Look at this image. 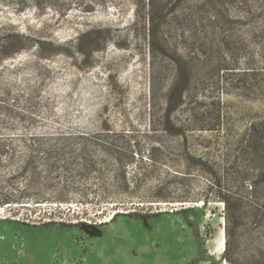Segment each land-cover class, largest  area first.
I'll return each instance as SVG.
<instances>
[{
    "label": "rangeland",
    "instance_id": "obj_1",
    "mask_svg": "<svg viewBox=\"0 0 264 264\" xmlns=\"http://www.w3.org/2000/svg\"><path fill=\"white\" fill-rule=\"evenodd\" d=\"M160 2L165 59L153 55V0H0V138L27 158L37 153L34 174L12 173L16 162L0 169V196L18 198L0 204V264L264 259V229L245 240L250 218L230 225L232 248L221 247L225 204L208 189L207 165L188 159L208 154L222 168L250 124L264 122V0L249 13L217 7L215 20L188 0ZM11 32L21 43L2 45ZM226 62L228 86L218 77L229 75L218 71ZM182 66L193 77L179 105L167 90ZM215 111V131H196ZM158 188L188 202H157Z\"/></svg>",
    "mask_w": 264,
    "mask_h": 264
},
{
    "label": "trees",
    "instance_id": "obj_2",
    "mask_svg": "<svg viewBox=\"0 0 264 264\" xmlns=\"http://www.w3.org/2000/svg\"><path fill=\"white\" fill-rule=\"evenodd\" d=\"M189 2H192L194 4L193 8L197 13H205L210 14V17L215 20L218 15H222L220 10H217V7H224L225 5H229L231 8H233L237 12H246L249 13L251 11L250 3L252 0H188ZM217 15V16H216ZM167 16L168 13L165 11L164 7L161 6L160 0H153V18L150 19L151 23H153V55H161L162 58H167L166 54V38L164 35V29L167 25ZM240 18V17H239ZM199 21V18L193 19L191 21V25L193 28L196 29ZM195 31V30H194ZM2 45H9L10 42H20L23 40V37L20 36L17 33L11 32L7 35H2L1 37ZM225 61L228 60L231 61L229 57ZM227 63V62H226ZM223 63L219 66L218 71H225L224 73H230V69L228 68V63ZM228 70V71H227ZM219 73V72H218ZM227 76H231L230 74H225V77L218 76L219 80L222 81L223 85L228 86V83L231 82L229 78H226ZM192 72L190 69L185 68L184 66L179 67L177 69L176 74V80L171 85V87L167 90V96L169 99V102L172 101V97L174 96V93H177L178 98L177 102L179 105L181 103V98L183 93L187 90V88L190 86V81L192 80ZM176 95V96H177ZM4 116H10L11 110L4 109ZM216 113H206L204 114V117L199 120L198 124H200L199 127L196 128V131L205 132V131H215L213 123L216 122L219 123L220 121V111H215ZM15 115L21 116L20 112ZM243 147L235 154H226L222 156V163L225 164L224 167L219 168V164H216V162H209L212 159L204 160V155L208 156V154L204 155H197L192 156L188 155L189 160H193L194 163L200 165L201 167L207 165L204 170L205 173L210 177V187L208 185V189L215 188L217 189L216 195L218 199H222V201L225 204V221H226V240L224 243L225 251H228L232 248V243L230 242V234L229 231L230 225L235 224L238 222L239 219H242L244 217L251 219V227L248 228V231L246 232L245 240L249 239L252 235V231L256 230V228H263L264 229V122H257V123H251L249 128L247 129L246 133L241 136V143ZM205 148H213L210 144H207L204 146ZM215 147V146H214ZM23 148H25V145H23ZM237 151V150H236ZM263 152V154L261 153ZM33 155L31 157H28L24 155V153L17 152L15 150L14 146L12 144H9L6 141H2L0 138V169L1 168H9V165L16 162L17 167H13L12 173L19 175L22 177L24 173L27 171H33V174L36 173V167L34 166V163L36 161L37 153L31 152ZM249 155V165H253V170L256 171V176H252V179H249L247 175L242 172L245 168V160L244 155ZM48 156H50L47 153ZM252 155L256 156V159L253 161H250V156ZM263 155V156H261ZM47 156V157H48ZM261 156V157H260ZM2 163H5V166H1ZM217 167V170H213V166ZM248 165V166H249ZM11 168V167H10ZM1 171V170H0ZM1 173V172H0ZM218 174L220 176H218ZM15 179V176L12 177ZM249 181V184L247 183ZM239 185L242 189H246L247 192H245V189L242 190L241 193L231 192V186ZM248 184V186H246ZM243 185V186H242ZM250 191H248V188ZM219 190L222 192V194H219ZM25 191V189L23 190ZM210 191V190H209ZM19 198H21L24 195V192L22 194H17ZM153 200L157 202H166V203H174V202H188V200H177L178 198H172L171 194L164 193L162 188H158L153 192ZM222 197V198H221ZM14 196L12 198V195H3L0 196V204H11L16 200ZM183 199V198H182ZM20 201V200H19ZM205 204L206 202L202 200ZM17 202V201H16ZM129 217H154L155 215H138V214H127ZM117 217V214L114 215L111 219V222H113ZM253 226V227H252ZM250 245L248 246L249 249ZM229 262H232L231 258H227ZM252 264H264V259L262 260H256L255 262H252Z\"/></svg>",
    "mask_w": 264,
    "mask_h": 264
},
{
    "label": "flooded vegetation",
    "instance_id": "obj_3",
    "mask_svg": "<svg viewBox=\"0 0 264 264\" xmlns=\"http://www.w3.org/2000/svg\"><path fill=\"white\" fill-rule=\"evenodd\" d=\"M154 217H158V215H155ZM153 216L152 217H139V219H142V218H145V219H149V218H154ZM135 218V217H134ZM82 259V260H81ZM80 260H76L75 262L76 263H80V262H82V264H86V261L83 259V258H81Z\"/></svg>",
    "mask_w": 264,
    "mask_h": 264
},
{
    "label": "bare ground",
    "instance_id": "obj_4",
    "mask_svg": "<svg viewBox=\"0 0 264 264\" xmlns=\"http://www.w3.org/2000/svg\"><path fill=\"white\" fill-rule=\"evenodd\" d=\"M220 242L222 243V244H221V247L224 248V243H225V241H224V240H221ZM222 250H223V249H222Z\"/></svg>",
    "mask_w": 264,
    "mask_h": 264
}]
</instances>
